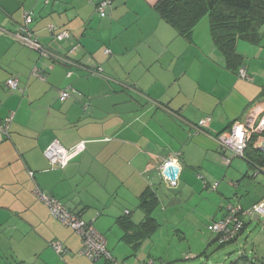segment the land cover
<instances>
[{
	"label": "crops",
	"instance_id": "obj_1",
	"mask_svg": "<svg viewBox=\"0 0 264 264\" xmlns=\"http://www.w3.org/2000/svg\"><path fill=\"white\" fill-rule=\"evenodd\" d=\"M101 1L0 0V122L14 115L8 135L0 131V264H50L55 240L69 264L80 257L81 237L52 216L37 188L92 222L108 248L109 231H122L134 262L152 264L146 247L161 222L198 232L223 219L229 203L264 202V163L215 140L252 107L264 112V28L259 38L237 40L235 67L213 41L208 15L185 36L157 11L159 0H112L105 17L96 10ZM25 12L38 39L72 63L42 56L6 32L18 31ZM50 24L70 37L56 39ZM242 66L251 80L239 76ZM97 67L103 75L91 72ZM10 77L18 78V90L7 87ZM68 87L75 91L62 101ZM205 116L209 126L197 131ZM251 138L246 153L257 159L264 129H251ZM55 139L66 147L85 140L86 149L53 168L44 150ZM168 157L180 166L176 188L158 174ZM149 187L159 198L152 214L159 226L135 246L123 238L119 218L144 219Z\"/></svg>",
	"mask_w": 264,
	"mask_h": 264
},
{
	"label": "built area",
	"instance_id": "obj_2",
	"mask_svg": "<svg viewBox=\"0 0 264 264\" xmlns=\"http://www.w3.org/2000/svg\"><path fill=\"white\" fill-rule=\"evenodd\" d=\"M49 2L50 0H45ZM112 0H102L97 5V12L100 16L105 17L108 15L109 8L111 7ZM33 21V16L31 12H25L24 23L16 32H9L12 37L24 44L25 46L38 51L42 56L51 57L54 61L70 64V60L60 57L48 49L38 37L31 31L30 24ZM49 30L54 34L56 39L64 40L70 37V32L68 30L57 31L58 28L55 24H50L48 26ZM57 31V32H56ZM110 52V50H106ZM92 73L97 75H103V69L101 67L93 68ZM33 75L44 79V76L40 73L38 68H34L32 71ZM238 74L240 77L251 80L252 77L248 73L246 66H242ZM70 75V73H68ZM7 87L12 90L19 89V80L16 77H10L6 81ZM75 89L72 87L65 88L60 91V99L63 101L70 97L71 92ZM261 106H254L250 109L249 115L245 120L234 121L230 128L218 134L215 138L218 145L226 150L232 151L239 157L244 158L245 150L248 146V142L251 138V129H264V112L260 109ZM259 109L261 111H259ZM263 113V116L260 115ZM13 113H11L4 121L0 122V131L8 135L10 123L13 119ZM259 119L258 127L255 126L257 120ZM211 121L210 116H205L199 120L197 123V131H203L206 129ZM86 149V141L81 140L77 142L72 147L64 146L59 140H53L44 150V154L50 161L53 168H64L69 162L79 153ZM225 162L229 163L230 159L225 157ZM171 164L178 165L176 159L172 157L166 158L160 165L158 174L162 180H166L167 184L171 188H176L178 186V178L171 180L165 176L164 170ZM179 166V165H178ZM180 167V166H179ZM216 183L212 185L213 188L216 187ZM36 195L44 201L50 209L52 216L64 225L71 227L82 239V248L80 253L85 255L91 260L105 259L112 264H152L153 261H142L137 260L136 262H124L118 261L116 257L112 255L107 247L106 237L93 225L92 222L85 220L79 214L70 211L59 199L45 194L41 189L37 188L35 190ZM127 213L129 211H126ZM259 215L260 218H264V202H257L250 207H243L240 203H229L227 206V214L221 219L214 221L208 225V228L215 234L216 240L220 244H226L234 241L242 232L245 227V217L253 218ZM54 250L59 254L63 255L66 252V247L61 241L55 240L51 243Z\"/></svg>",
	"mask_w": 264,
	"mask_h": 264
},
{
	"label": "trees",
	"instance_id": "obj_3",
	"mask_svg": "<svg viewBox=\"0 0 264 264\" xmlns=\"http://www.w3.org/2000/svg\"><path fill=\"white\" fill-rule=\"evenodd\" d=\"M155 7L166 21L185 36H191L199 20L208 15L213 41L231 65L238 62L235 67L241 62V57L236 51L237 40L259 38L264 28V0H159ZM246 150L245 159L259 167L263 166L264 152L258 149V157L255 159L246 153ZM158 203L157 192L149 187L141 202V208L145 212L144 219L135 223L128 216L119 218L125 230V240L133 241L135 246H139L143 239L152 236L159 226L152 215Z\"/></svg>",
	"mask_w": 264,
	"mask_h": 264
},
{
	"label": "rangeland",
	"instance_id": "obj_4",
	"mask_svg": "<svg viewBox=\"0 0 264 264\" xmlns=\"http://www.w3.org/2000/svg\"><path fill=\"white\" fill-rule=\"evenodd\" d=\"M161 207V206H160ZM157 213V211H156ZM169 219V218H168ZM246 226L240 237L220 244L205 224L200 231L181 233L161 222V229L151 238L147 251L155 264H264V218L262 222L245 217ZM109 231V250L118 261L134 262L132 249L119 240L122 231ZM153 248V249H152ZM54 249V248H53ZM50 255V264H69L65 256ZM71 264H112L105 259L93 261L78 253Z\"/></svg>",
	"mask_w": 264,
	"mask_h": 264
},
{
	"label": "water",
	"instance_id": "obj_5",
	"mask_svg": "<svg viewBox=\"0 0 264 264\" xmlns=\"http://www.w3.org/2000/svg\"><path fill=\"white\" fill-rule=\"evenodd\" d=\"M263 148H264V143H263ZM179 173H180V167L178 165H174V164L169 165L164 170L165 176L171 180H175L179 176ZM253 219L255 221L262 222L259 215L254 216Z\"/></svg>",
	"mask_w": 264,
	"mask_h": 264
}]
</instances>
